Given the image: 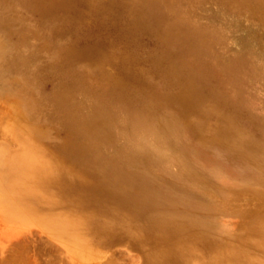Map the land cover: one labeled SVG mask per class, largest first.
Returning a JSON list of instances; mask_svg holds the SVG:
<instances>
[{
	"label": "rangeland",
	"instance_id": "1",
	"mask_svg": "<svg viewBox=\"0 0 264 264\" xmlns=\"http://www.w3.org/2000/svg\"><path fill=\"white\" fill-rule=\"evenodd\" d=\"M241 263L264 0H0V264Z\"/></svg>",
	"mask_w": 264,
	"mask_h": 264
},
{
	"label": "bare ground",
	"instance_id": "2",
	"mask_svg": "<svg viewBox=\"0 0 264 264\" xmlns=\"http://www.w3.org/2000/svg\"><path fill=\"white\" fill-rule=\"evenodd\" d=\"M190 92V91H189ZM43 172V170H41V171H39L38 172V180L42 183V184H45L44 183V181H45V176H46V174L44 175V177L42 176V174L44 173H42ZM47 174H48V172H46ZM69 220V219H68ZM72 223V222H71ZM71 223H69V224H71ZM73 223H74V220H73ZM68 225V224H67ZM75 225V224H74ZM76 227V226H75ZM77 229V228H76ZM76 229H75V231H76ZM71 230V229H70ZM73 230V229H72ZM77 232V231H76ZM76 234V233H75ZM75 236V235H74ZM78 238V237H77ZM220 254V253H219ZM231 254V253H230ZM231 256H232V254H231ZM234 256H235V254H234ZM227 258V257H226ZM229 258L231 259V257H230V255H229ZM235 259V258H234ZM216 261L215 262H217V261H219V260H217V259H215ZM236 260H237V258H236ZM239 260V259H238ZM246 260V259H245ZM223 261V260H222ZM231 261H232V259H231ZM240 262L241 261H243L242 259L241 260H239ZM221 262V261H220ZM244 262V261H243ZM242 264V263H241ZM247 264H249V263H247Z\"/></svg>",
	"mask_w": 264,
	"mask_h": 264
}]
</instances>
